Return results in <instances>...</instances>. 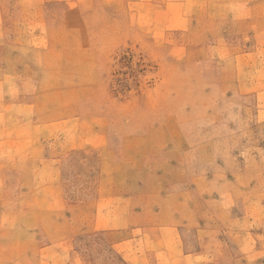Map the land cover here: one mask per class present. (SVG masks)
Listing matches in <instances>:
<instances>
[{
    "label": "rangeland",
    "instance_id": "1",
    "mask_svg": "<svg viewBox=\"0 0 264 264\" xmlns=\"http://www.w3.org/2000/svg\"><path fill=\"white\" fill-rule=\"evenodd\" d=\"M83 6L0 0V78L35 67L41 85L66 87L56 94L71 100L67 110L109 131L104 168L95 148L62 162L78 253L87 264H123L111 237L92 228L104 172L153 221L179 222L192 248L210 252L206 264H264V74L247 61L237 74L235 58L252 46L226 44L224 28L213 41L205 12Z\"/></svg>",
    "mask_w": 264,
    "mask_h": 264
},
{
    "label": "crops",
    "instance_id": "2",
    "mask_svg": "<svg viewBox=\"0 0 264 264\" xmlns=\"http://www.w3.org/2000/svg\"><path fill=\"white\" fill-rule=\"evenodd\" d=\"M77 1L85 9L88 0ZM127 1L182 18L188 17L187 12L198 16L205 12L199 17L214 29L215 38L224 28L226 44L252 46L235 55L237 74L244 72L245 61L252 73L264 74V0ZM3 75L7 77L0 78V264H87L75 247L78 216L67 200L62 162L73 150L95 148L104 168V155L110 153L109 131L103 123L88 126L86 116L67 110L71 100L56 94L66 87L41 85L35 67L7 68ZM101 176L92 228L111 237L112 249L123 264L209 261L208 249L200 243L192 248L179 222L153 221L151 207L137 208L127 190L116 188L117 179L104 172ZM141 213L143 219L137 216ZM79 216L85 219L84 210Z\"/></svg>",
    "mask_w": 264,
    "mask_h": 264
}]
</instances>
